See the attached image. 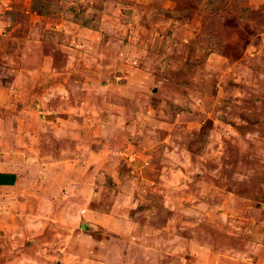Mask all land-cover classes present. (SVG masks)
Returning <instances> with one entry per match:
<instances>
[{
  "label": "rangeland",
  "instance_id": "374dc122",
  "mask_svg": "<svg viewBox=\"0 0 264 264\" xmlns=\"http://www.w3.org/2000/svg\"><path fill=\"white\" fill-rule=\"evenodd\" d=\"M0 150V264H264V0H0Z\"/></svg>",
  "mask_w": 264,
  "mask_h": 264
},
{
  "label": "crops",
  "instance_id": "0c3cea01",
  "mask_svg": "<svg viewBox=\"0 0 264 264\" xmlns=\"http://www.w3.org/2000/svg\"><path fill=\"white\" fill-rule=\"evenodd\" d=\"M0 162L18 161L12 154L4 153L0 150ZM2 154V155H1ZM20 175L13 169H7L0 163V189H13L20 182Z\"/></svg>",
  "mask_w": 264,
  "mask_h": 264
}]
</instances>
